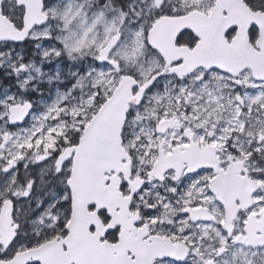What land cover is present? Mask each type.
I'll return each instance as SVG.
<instances>
[{
    "label": "snow or ice",
    "instance_id": "6c2138e0",
    "mask_svg": "<svg viewBox=\"0 0 264 264\" xmlns=\"http://www.w3.org/2000/svg\"><path fill=\"white\" fill-rule=\"evenodd\" d=\"M0 264H264V0H0Z\"/></svg>",
    "mask_w": 264,
    "mask_h": 264
}]
</instances>
